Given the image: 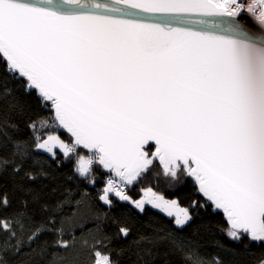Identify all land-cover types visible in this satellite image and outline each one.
Wrapping results in <instances>:
<instances>
[{
	"label": "snow or ice",
	"instance_id": "obj_1",
	"mask_svg": "<svg viewBox=\"0 0 264 264\" xmlns=\"http://www.w3.org/2000/svg\"><path fill=\"white\" fill-rule=\"evenodd\" d=\"M0 67V264H226L182 234L209 207L247 240L216 246L264 264V0H0ZM21 88L49 113L23 127ZM51 162L94 188L103 170V187L46 198ZM149 176L203 200L183 207Z\"/></svg>",
	"mask_w": 264,
	"mask_h": 264
},
{
	"label": "trees",
	"instance_id": "obj_2",
	"mask_svg": "<svg viewBox=\"0 0 264 264\" xmlns=\"http://www.w3.org/2000/svg\"><path fill=\"white\" fill-rule=\"evenodd\" d=\"M4 76L5 73L3 71V68L0 67V78H3ZM17 96L20 103L24 105L26 109V116L24 118H17L19 119L22 127L24 126V120H26L28 117L35 118L36 116L40 115H49L48 111L40 106L39 100L34 94H25L23 92V89L21 88L18 90ZM24 134H28L26 128ZM85 154L87 155L88 153L85 152ZM45 167L48 168V171L51 172L52 175L48 179H42L36 186L39 188L42 185H47V187L43 190L46 194H48L46 198L50 199L59 197L60 192H62L65 187L77 189V186H79V190L87 191L94 197L97 193V190L103 187V181L106 178L104 171L98 170L97 175L99 178L97 180V186L94 188L91 185H88L86 181L79 178L73 177L72 180L67 179V177L73 176L71 163L57 168L55 162H51L50 167H48V165H45ZM156 171L159 172V168H157ZM153 180L154 178L152 176H149V178L140 187L151 186L155 191L165 195L166 198H179L181 206L183 207H187L192 199L201 200V202L203 200L202 195L198 191H195V188L191 184V181H187L184 185H180L174 191H172L167 188L162 176L156 178L157 182H153ZM0 183H2L6 189H11V181L7 177V175H5L2 180H0ZM52 189H58L59 191L52 193ZM130 194L133 195L134 198H139V188H136ZM95 203L100 208H103V205H101L99 201H96ZM120 210L130 212V214L139 217V220L141 222H145L151 219L160 226L167 228L175 227L172 223L171 218L164 216L162 213L155 209H152L151 207L147 208L146 215L139 214L136 209L127 204H122ZM218 226H227L225 223V218L223 217V214L221 212L213 213L211 207H209L207 210L200 209L199 214L195 216L193 221L183 229L182 234L198 241L201 246V251L209 258L213 254L219 253L225 260L226 264H232L233 261H239L240 264H251L250 257H246L244 255L233 257L231 254L221 251L216 246V243L220 242L230 248L238 250L241 254H243L245 252L244 244L247 243V240L239 244L233 242L227 237V235H225L223 231L220 230ZM138 229L141 231L144 230L142 223L138 225ZM250 248L257 254L262 251V249L255 244H252ZM169 259L172 261V264H180V258L178 256H172L169 257ZM27 260L28 257L26 255L13 258L14 264H25V261ZM135 260L136 257L134 255H132L130 258L126 255L122 258V264H133V261ZM33 264H35V262H33ZM156 264H163V260H158Z\"/></svg>",
	"mask_w": 264,
	"mask_h": 264
},
{
	"label": "water",
	"instance_id": "obj_3",
	"mask_svg": "<svg viewBox=\"0 0 264 264\" xmlns=\"http://www.w3.org/2000/svg\"><path fill=\"white\" fill-rule=\"evenodd\" d=\"M144 16H146L148 19H150V20H158L159 22H165V23H167V22H171V23H173V24H176L177 23V21H175V20H172V21H168V20H166L165 18H162V17H153V16H151V15H149V14H143ZM249 23H251L250 21H249ZM201 194V193H200ZM202 195V194H201ZM222 213V212H221Z\"/></svg>",
	"mask_w": 264,
	"mask_h": 264
},
{
	"label": "rangeland",
	"instance_id": "obj_4",
	"mask_svg": "<svg viewBox=\"0 0 264 264\" xmlns=\"http://www.w3.org/2000/svg\"><path fill=\"white\" fill-rule=\"evenodd\" d=\"M148 207H150V206H148ZM156 210V209H155ZM157 211H159V210H157Z\"/></svg>",
	"mask_w": 264,
	"mask_h": 264
}]
</instances>
